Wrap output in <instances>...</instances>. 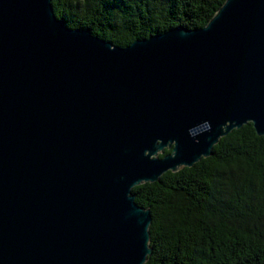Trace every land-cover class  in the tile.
Wrapping results in <instances>:
<instances>
[{"label":"water","instance_id":"water-1","mask_svg":"<svg viewBox=\"0 0 264 264\" xmlns=\"http://www.w3.org/2000/svg\"><path fill=\"white\" fill-rule=\"evenodd\" d=\"M248 122L264 135V0L126 46L0 0V264H143L132 187Z\"/></svg>","mask_w":264,"mask_h":264},{"label":"trees","instance_id":"trees-1","mask_svg":"<svg viewBox=\"0 0 264 264\" xmlns=\"http://www.w3.org/2000/svg\"><path fill=\"white\" fill-rule=\"evenodd\" d=\"M225 0H51L56 17L126 46L176 26L200 28ZM151 212L143 264H264V135L234 128L190 167L131 189Z\"/></svg>","mask_w":264,"mask_h":264}]
</instances>
